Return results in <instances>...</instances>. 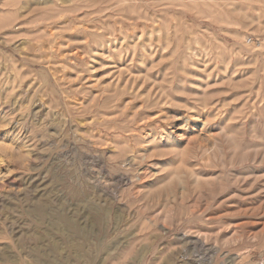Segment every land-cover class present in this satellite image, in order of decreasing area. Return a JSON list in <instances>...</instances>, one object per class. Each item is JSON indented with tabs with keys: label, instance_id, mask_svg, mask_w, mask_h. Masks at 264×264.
I'll list each match as a JSON object with an SVG mask.
<instances>
[{
	"label": "rangeland",
	"instance_id": "1",
	"mask_svg": "<svg viewBox=\"0 0 264 264\" xmlns=\"http://www.w3.org/2000/svg\"><path fill=\"white\" fill-rule=\"evenodd\" d=\"M0 264H264V0H0Z\"/></svg>",
	"mask_w": 264,
	"mask_h": 264
},
{
	"label": "bare ground",
	"instance_id": "2",
	"mask_svg": "<svg viewBox=\"0 0 264 264\" xmlns=\"http://www.w3.org/2000/svg\"><path fill=\"white\" fill-rule=\"evenodd\" d=\"M78 248H80V246Z\"/></svg>",
	"mask_w": 264,
	"mask_h": 264
}]
</instances>
